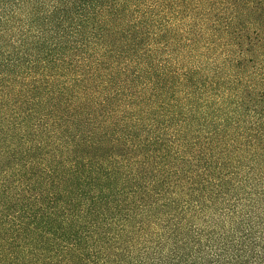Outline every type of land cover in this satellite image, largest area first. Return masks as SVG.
Instances as JSON below:
<instances>
[{"label": "trees", "instance_id": "obj_1", "mask_svg": "<svg viewBox=\"0 0 264 264\" xmlns=\"http://www.w3.org/2000/svg\"><path fill=\"white\" fill-rule=\"evenodd\" d=\"M0 264H264V0H0Z\"/></svg>", "mask_w": 264, "mask_h": 264}]
</instances>
